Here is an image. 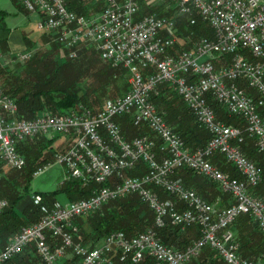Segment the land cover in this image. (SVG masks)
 Listing matches in <instances>:
<instances>
[{
    "label": "built area",
    "instance_id": "2783aa9c",
    "mask_svg": "<svg viewBox=\"0 0 264 264\" xmlns=\"http://www.w3.org/2000/svg\"><path fill=\"white\" fill-rule=\"evenodd\" d=\"M18 1L26 11L36 14V29L54 34V40L67 49L69 58H74L81 46L92 47L111 66L127 71L128 86L96 112L81 107L61 114L43 112L29 119L17 116L15 102L0 89V159L6 166H22L16 145L27 137L49 131L70 134L71 145L54 153V161L64 164L70 176L81 184L98 185L85 198L41 206L40 219L21 228L0 249V264L31 241L37 256L32 264H63L67 253L69 264H139L145 257L154 264H185L205 246L225 264H253L238 255L229 227L237 217L246 215L264 240V196L248 190L260 182L261 173L239 146L244 132L254 139L257 151L264 150V0H172L176 12L188 15V25L195 23L193 14H197L212 30L210 37L201 36L191 48L175 54L168 52L176 41L173 20L153 11L134 19L140 0H100L99 9L89 14L68 9L64 0ZM225 54L229 55L227 60L223 59ZM29 56L30 51L20 52L17 59L24 61ZM242 79L255 90V97L237 86L236 81ZM162 83L174 91L208 132L201 147L187 150L150 100ZM206 96L228 114L239 116L244 122L242 131L216 119ZM124 114L130 116L133 125L145 124L154 136L125 138L113 119ZM214 153L242 179L227 176L211 162ZM138 161L144 172L124 175ZM46 167L47 163L38 166L33 174ZM178 168L203 176L222 194H230L233 201L215 209L174 175ZM151 186L175 200L160 199ZM128 194H136L146 204L156 228L164 227L166 222L180 230L195 225L197 239L181 251L162 245L150 229L129 238L122 232L111 233L93 248L73 242V219ZM30 198L40 202L36 194ZM5 204L0 199V214Z\"/></svg>",
    "mask_w": 264,
    "mask_h": 264
},
{
    "label": "trees",
    "instance_id": "16d2710c",
    "mask_svg": "<svg viewBox=\"0 0 264 264\" xmlns=\"http://www.w3.org/2000/svg\"><path fill=\"white\" fill-rule=\"evenodd\" d=\"M64 1L68 9L77 13L87 14L89 10V6L86 4L88 0ZM156 9L157 8H148V11L157 12L158 15H167L165 12H159V10ZM4 13V11H0V17ZM193 17L195 23L192 25H188L187 20L180 19L177 16L173 18L176 30H178L177 32H180L177 34V37L179 38V36H181L185 38V40L182 41L185 43H176L174 48H190V45H192L190 44L191 40L193 41L202 35L207 37L211 36V32L202 29L200 21L195 14H193ZM23 42L25 44L23 50L29 49L32 46L35 47L36 45L35 41H31L27 38H23ZM37 43L39 46L42 45L45 47L47 45L50 48L48 47V49L44 50L34 48L35 50H32L30 56L25 59L23 63H18L8 77H5L3 66L2 64L0 65V76H2L1 85L3 86L1 89L13 99L17 108L16 114L21 118H32L42 111H47L52 114L65 113L74 110L81 104L94 111L100 106L98 103L100 97L105 92V86L111 81L117 71L123 70L121 67L111 66L108 61L101 59L98 53L90 47L81 46L77 48L76 56L74 58H69L67 56V49L56 42L54 40V34L48 31H40ZM173 51L172 48L168 52L174 54L175 52ZM1 52H8L7 38L5 36L0 38V53ZM93 52H95L97 56H94ZM168 92L173 96L172 99L167 97ZM150 100L156 107L159 101H163L165 110H159V108H157V110L163 114V117L165 116L164 119L167 124L181 137L185 147L189 151L201 147L206 142L209 137L208 132L195 121L194 116L185 107L179 97L172 93V90H170L167 84H159L156 93L151 95ZM206 100L212 108L216 119L226 124L242 127L240 117L232 114L228 115L210 96H206ZM174 102H178L177 107L180 105V111L179 109L174 111V107L172 106ZM176 113L181 115L180 123H178L179 120L177 119ZM261 115L264 116V111L261 112ZM117 121L120 123L121 131L124 136L128 139L134 135L147 134L143 128H138L136 130L131 129L130 125L125 119H122V117L118 118ZM239 146L244 154L254 160L261 170V182L256 188L259 193L260 187L262 185L264 186V151H256L258 154H253V147H247L244 141L240 143ZM215 159L216 158L212 159V161L221 171L227 169L223 167L222 164H217ZM144 170L143 164L138 161L135 163L133 169L126 171L125 175H139L142 174ZM231 170L233 172H228L229 177L241 179L240 175L235 172L233 168ZM191 173L190 170L184 168L179 170V172L177 171L175 176L179 177L185 186H187V184H190V186L193 184L195 188L200 189V193H198L199 191L195 192L206 199V197L201 194L205 189L204 186L190 181L189 175ZM28 174L29 171L24 175L21 174V177L24 176L22 178L25 179V176L27 177ZM199 179L201 178L199 177ZM202 180L209 182L206 179ZM2 183L3 182H0V189ZM210 183L213 184L212 182ZM97 186L98 185L94 182H88L83 185L79 180L72 179L63 183L58 190H53L48 193H37L42 195V203L46 204V206H50L54 201V196L58 192H62L69 200H77L89 196L91 191ZM151 188L157 192L160 198L170 197L156 186H151ZM1 191L3 192L4 189H1L0 193ZM22 197L23 196L20 195L12 197L0 214V249L10 240L11 236L18 233L20 225L27 223L32 224L40 217L39 208L34 206L31 200L24 204V206L20 203L21 201L19 200ZM19 204H21L22 207H20ZM82 219L84 218H75L72 223L76 225L77 228H81L82 225L80 224L85 222L88 231L87 229H78L75 241L89 246H92L94 242L111 232L119 231L129 238L147 229H153L162 244L173 247L176 250H183L191 241L196 239L198 235L197 230L193 229L195 230L194 236L188 237L186 233L191 231V228L186 229V231L182 233L178 228L172 227L169 224H165L162 228H155L151 211L136 194H128L110 200L104 203L98 211L92 214V216L86 217L85 221ZM248 223L255 229L250 218L246 215L237 217L231 225L232 231L236 232L238 230L239 232L241 242L238 246V253L243 258L250 254H261L264 257V240L260 237L256 229L257 240L254 239L253 235L247 232ZM30 247H25L21 254L14 256L7 264H29L32 252ZM198 257H200L199 262L195 264H225L222 259L217 256L216 252L207 246L202 248L196 258ZM146 261H148L147 258L139 264H145ZM148 264H153V262L150 261Z\"/></svg>",
    "mask_w": 264,
    "mask_h": 264
},
{
    "label": "rangeland",
    "instance_id": "374dc122",
    "mask_svg": "<svg viewBox=\"0 0 264 264\" xmlns=\"http://www.w3.org/2000/svg\"><path fill=\"white\" fill-rule=\"evenodd\" d=\"M100 0H88V2L86 3L88 6H89V10H88V14L89 13H93V12H95V11H97L98 9H99V7H100ZM139 5H138V11L133 15V18L134 19H136V18H138V17H140V16H142V15H144V14H147L148 12H152V11H148V8H157L156 10H159V12H165L167 15H163V16H166V17H168V18H171L172 20H173V22H174V17L175 16H177L178 18H180V19H184V20H187L188 19V15L187 14H183V13H178V12H176L175 10H174V8H173V1L172 0H154V1H151L150 3H144L142 0H140L139 1V3H138ZM92 8V9H91ZM0 9H2V10H4V11H6L7 12V15H6V17H4V19L2 20V18L0 17V38L1 37H3V36H5V32H7V31H5L7 28H12L13 26H17V27H19V28H23V26L24 27H26V28H33V26H35V23H36V20H37V16H36V14L35 13H33V12H28V11H26L23 7H22V5H21V3L18 1V0H0ZM157 13V12H156ZM195 16L197 17V19L200 21V26L202 27V29H205V30H207V32H212V30H211V28H210V26L206 23V22H204L203 20H201L200 19V17L197 15V14H195ZM6 26V27H5ZM6 28V29H5ZM174 28H175V30H176V26L174 25ZM178 30H176L175 32H174V36H175V45L174 46H176V43H179V44H181V43H185V42H182L183 40H185V38H183V37H181V36H179V38L177 37V34H179L180 32H177ZM35 33H39L40 34V31L39 30H37V32H35ZM203 36V35H202ZM188 37V36H187ZM201 37V36H200ZM200 37H198V38H200ZM39 38V36L37 37V39ZM198 38H196V39H194L193 41L190 39V38H187V39H190L191 40V42H190V44H192L193 45V43L195 42V41H197V39ZM38 43H36V45H35V47L34 46H32L31 48H29V49H25V50H21L20 52H25V51H30V54L32 53V50L34 49V48H36V49H41V50H44V49H48V47L49 46H45V47H43L42 45L41 46H39V45H37ZM192 45H190V48L192 47ZM89 47V46H88ZM50 48V47H49ZM90 48H92V47H90ZM93 49V48H92ZM180 49H184L183 47H181V48H174L173 47V52H175V53H177ZM35 50V49H34ZM40 50V51H41ZM94 50V49H93ZM171 50V49H170ZM95 51V50H94ZM20 52H18V53H20ZM18 53L17 52H15V53H12V52H10L9 50H8V52H1L0 53V56H1V59H0V65L2 64V66H3V71H4V75H5V77H8L10 74H11V71H13L15 68H16V65H18V63H23V61H19L18 59H17V57H18ZM174 53V54H175ZM93 55L94 56H97V54L95 53V52H93ZM229 58V55H227V54H225L224 56H223V59L224 60H227ZM106 61V60H105ZM222 61V60H221ZM217 62H219V61H217ZM148 70H152V68H148ZM4 75H3V77H4ZM127 78H128V73H127V71L125 70V69H123V70H119V71H117L116 72V74H115V76H113V78L111 79V81L105 86V88H104V94L100 97V101H99V108L98 109H96V110H92V109H90V108H88V107H86L85 105H78V107L77 108H75L74 110H72V111H76V110H78L79 108H81V107H86V108H88V109H90L92 112H96V111H98L101 107H102V105H104V103L106 102V101H108V100H110V99H112V98H114V97H116V96H119V95H121L122 93H124L125 91H126V89H127V86H128V83H127ZM1 79H2V76H0V89L1 88H3V86L1 85ZM162 84H166V83H162ZM236 84H237V86H239L244 92H246L248 95H250V96H252V97H255L256 96V93H255V90L253 89V88H251L250 86H248L247 85V83H246V81L244 80V79H242V80H238V81H236ZM170 90H172L171 88H170ZM1 91H2V89H1ZM3 92V91H2ZM4 93V92H3ZM172 93H174V91L172 90ZM6 94V93H5ZM152 94H155V93H152ZM151 94V95H152ZM175 94V93H174ZM151 97V96H150ZM167 97L169 98V99H172L173 98V96L171 95V93H169L168 92V94H167ZM159 100V99H158ZM177 103L178 102H174L173 103V107H174V111H176L177 109H179V111H180V105H178V107H177ZM164 105L165 104H163V101H159L158 103H157V107H156V109L157 108H159V110L160 109H164ZM221 107V106H220ZM222 108V107H221ZM165 110V109H164ZM224 110V109H223ZM48 113V114H51V115H53L52 113H49V112H47V111H42L41 113ZM68 112H71V111H68ZM68 112H65V113H68ZM226 112V111H225ZM227 113V112H226ZM40 114V113H39ZM58 114H61V113H58ZM228 114V113H227ZM38 115V114H37ZM228 115H231V114H228ZM233 115V114H232ZM36 116V115H35ZM236 116V115H235ZM120 117H122V119H125L126 121H127V123L130 125V128L131 129H133V130H136V129H138V128H143L146 132H147V134L149 135V136H154L153 134H152V132L150 131V129L145 125V124H138V125H133L132 124V122H131V120H130V116L129 115H127V114H124V115H116V116H114L113 117V119L117 122V124L119 125V127H120V123L117 121V119L118 118H120ZM165 117V116H164ZM239 117V116H238ZM26 119H29V118H26ZM221 121V120H220ZM241 121H242V127H238V126H236V127H238L241 131H242V129H243V127H244V122H243V120L241 119ZM223 122V121H222ZM120 131H121V127H120ZM121 134L124 136V134H123V132L121 131ZM70 135V134H69ZM61 135V134H59V133H57V132H53V131H49V132H47V133H43V134H36V135H34V136H31V137H27L26 139H24L23 141H21V142H19L17 145H16V150H17V152H18V154L21 156V158H22V160H23V164H22V166L20 167V168H10V167H8V166H6L2 161H1V159H0V182H3L2 183V186H1V189L3 190L4 189V191L2 192L1 191V193H0V199H2V200H4L5 201V203L7 204L9 201H10V199L12 198V197H14V196H16V195H20V196H23L19 201H21L20 203L21 204H23V206H24V204H26L27 202H29L30 200H31V202L34 204V206H37L38 208H39V213H40V217L42 216V212H41V210H40V207L41 206H46V204H44V203H42V195H40V194H38L37 192H41V193H48V192H50V191H53V190H58L59 188H60V186H62V184L63 183H66V181H69V180H72V179H75V178H73V177H71L70 176V174H69V172H68V170H67V168H66V166L64 165V164H61V163H57V162H55L54 161V159H53V154L54 153H56V152H62V151H64V149H61V148H59V143H60V140H61V137L63 138V137H68V138H70V137H72L71 138V142H70V144L67 146V148L71 145V143H72V141H73V136L72 135ZM135 136V135H134ZM125 137V136H124ZM131 137H133V136H131ZM130 137V138H131ZM126 138V137H125ZM129 138V139H130ZM128 139V138H127ZM243 141L244 142H246V146L247 147H249V148H252L253 147V150H252V153L253 154H258L257 152H263V151H257L256 150V148H255V146H254V139L253 138H251V137H247L245 134H244V132H243ZM240 145V144H239ZM66 148V149H67ZM65 149V150H66ZM187 149V148H186ZM188 150V149H187ZM257 151V152H256ZM243 152V151H242ZM243 154H244V152H243ZM249 160H251L255 165H256V163H255V161L254 160H252L248 155H246V154H244ZM214 158H216L215 159V162L217 163V164H222V166L223 167H226L228 170H229V173H231V172H233L231 169L233 168L230 164H228V163H226L223 159H222V157L219 155V154H217V153H214L213 155H212V157H210V161L211 162H213L212 161V159H214ZM46 163H47V167H46V169H44L41 173H39V174H36V175H34L33 174V171L39 166H42L43 164H45L46 165ZM214 163V162H213ZM226 163V164H225ZM217 166V165H216ZM257 166V165H256ZM218 167V166H217ZM232 167V168H231ZM258 167V166H257ZM259 168V167H258ZM181 169H184V168H178V169H176V171H175V173L178 171L179 172V170H181ZM234 169V168H233ZM235 170V169H234ZM259 170H260V168H259ZM28 171H29V174L27 175V177L25 176V179H23L22 177H24V176H22L21 177V174H25V173H28ZM224 172V171H223ZM235 172H237L236 170H235ZM125 173H126V171H124V175H125ZM175 173H174V175H175ZM193 173V172H192ZM190 174L189 175V178H190V181L192 182V183H197V184H199V185H203L204 186V188L207 190V191H209L210 193L212 192L213 194H216V195H219V196H223L224 195V197L226 196L227 198H228V200H229V202H232L233 201V197L230 195V194H222L221 193V191L220 190H218V188H217V186L213 183V184H211L210 182L211 181H209V180H207V181H209V182H206V181H203L202 179H205L203 176H200V175H198V174H195V173H193L194 175H197V176H199L201 179H199V177H197V176H194L193 174ZM238 173V172H237ZM260 173H261V170H260ZM239 174V173H238ZM227 176H228V174H226ZM240 175V174H239ZM262 176V175H261ZM240 177H241V175H240ZM231 178H234V177H231ZM236 179V178H235ZM241 179H242V177H241ZM260 182H261V180H260ZM260 182L255 186V187H248V190H249V192L250 193H252L253 195H256L255 193H254V191H256V188L259 186V184H260ZM187 183H190V182H187ZM187 183H185V184H187ZM25 186V187H24ZM187 186H189V187H191V188H193V190L194 191H199L198 193H200V189H197V188H195V186L193 185V184H191V186H190V184H187ZM0 189V190H1ZM260 194L261 195H256V196H259V197H263L264 196V186L262 185L261 187H260ZM258 193V194H259ZM33 194H36V195H38L39 197H40V202L37 204V203H34L33 201H32V199L30 198V196L31 195H33ZM158 195V194H157ZM28 196H29V198H28ZM170 196V195H169ZM158 197H159V195H158ZM160 198V197H159ZM72 199H74V198H72ZM160 199H174L175 200V197L174 198H172V196H170L169 198H160ZM206 200V199H205ZM54 201H57V202H59V203H61V204H64V203H66V202H68V201H72V200H69V199H67L66 198V196L62 193V192H58V193H56V195L54 196ZM53 201V202H54ZM207 201V200H206ZM52 202V203H53ZM207 202H209V203H211L210 201H207ZM228 202V203H229ZM51 203V204H52ZM105 203H107V202H105ZM227 203V204H228ZM6 204H5V207H6ZM21 204H19V206L20 207H22L21 206ZM51 204H50V206H51ZM104 204V203H103ZM103 204H102V206H103ZM212 204V206L215 208V209H222V208H220V207H218V204H217V206H216V203H211ZM227 204H226V206H227ZM50 206H46V207H50ZM101 206V207H102ZM225 206V207H226ZM4 207V208H5ZM100 207V208H101ZM99 208V209H100ZM148 208V207H147ZM177 209H179V207H176ZM224 208V207H223ZM99 209H97L96 211H98ZM95 211H93V212H91V213H89L88 215H86V216H83V217H77V218H84V219H82L83 221H85L86 220V217H90V216H92V214L94 213ZM152 213V212H151ZM153 215V214H152ZM40 217H39V219H40ZM38 219V220H39ZM237 219V218H236ZM37 220V221H38ZM251 220V219H250ZM36 221V222H37ZM73 221V220H72ZM72 221H71V223H72ZM35 223V222H34ZM251 223L254 225V227H255V229H256V226H255V224H254V222L251 220ZM33 224V223H32ZM154 224V223H153ZM166 224H169L168 222H166ZM233 224V223H232ZM231 224V225H232ZM249 224V223H248ZM248 224H247V226H248ZM27 225H30L29 223H27V224H22V225H20L18 228H19V231H20V229L21 228H23V227H25V226H27ZM80 225H82L81 226V228H77L76 227V225H74L73 223H72V226H74L75 227V229H76V232H75V234L74 235H72V240H73V242L74 243H77V244H80V245H82L83 247H85V248H93V247H95V246H97V245H99L100 244V242L102 241V239L104 238V237H102L100 240H98V241H96V242H94V244L92 245V246H89V245H83V244H81L79 241H75V236L77 235V232H78V229H82V230H86L87 229V231H88V227H87V225H86V223L85 222H82V224H80ZM170 225V224H169ZM230 225V227H229V230H230V232L233 234V238H234V240H235V242L237 243V245L239 246L240 245V236H239V232H238V230L235 232V231H232V226ZM171 226V225H170ZM173 227V226H172ZM156 228V227H155ZM177 228V227H176ZM189 228H191L192 230L191 231H189L188 233H186V234H188V237H193L194 236V231L195 230H193V229H196L197 230V228H196V226L195 225H193V226H191V227H188V228H185V229H183V230H180L179 228H178V230L180 231V232H184V231H186V229H189ZM253 226L251 225V224H249V226H248V233L250 234V235H253V237H254V239H256L257 240V235H256V230L253 228ZM150 230H153V229H150ZM18 231V232H19ZM154 231V230H153ZM116 232H119V231H116ZM155 232V231H154ZM258 232V231H257ZM45 233H46V231H45ZM111 233H114V232H111ZM111 233H109V234H111ZM109 234H107V235H109ZM197 234H198V231H197ZM15 235V234H14ZM13 235V236H14ZM106 235V236H107ZM260 235V234H259ZM13 236H11L10 237V239L13 237ZM46 242L47 243H50L51 242V240L49 239V237H48V235H46ZM187 237V238H188ZM197 237H198V235H197ZM261 237V236H260ZM262 238V237H261ZM197 239V238H196ZM196 239H194V240H196ZM193 240V241H194ZM159 242L161 243V241L159 240ZM192 242V241H191ZM162 244V243H161ZM162 245H164V244H162ZM27 246H32V247H34V243L31 241V242H29L28 244H27ZM26 246V247H27ZM164 246H166V245H164ZM4 247V246H3ZM32 247H30V249L32 250V252H31V257H30V263L29 264H32L34 261H35V259L37 258V256H36V254H35V252H34V248H32ZM166 247H169V248H171V249H173V250H175L176 251V249L175 248H173V247H170V246H166ZM206 247V246H205ZM186 248V247H185ZM184 248V249H185ZM202 248H204V247H202ZM202 248H201V250H202ZM259 248V247H258ZM183 249V250H184ZM201 250L199 251V253L201 252ZM177 251H181V250H177ZM214 251V250H213ZM22 252V251H21ZM21 252H19V253H17L16 255H18V254H21ZM215 252V251H214ZM199 253H198V255H199ZM237 253H238V250H237ZM259 253V252H258ZM16 255H14V256H16ZM197 255V256H198ZM238 255H239V253H238ZM13 256V257H14ZM196 256V257H197ZM218 256V255H217ZM240 256V255H239ZM12 257V258H13ZM192 258V260L190 261H187L186 263L187 264H191V263H197V262H199V258L200 257H198V258ZM241 257V256H240ZM11 258V259H12ZM66 258V257H65ZM64 258V263L63 264H69L71 261V259H70V256H69V253H67V258L65 259ZM145 258H147V257H145ZM144 258V259H145ZM243 258V257H242ZM143 259V260H144ZM148 259V261H146L145 262V264H148V263H150V261H152L151 259H149V258H147ZM245 259H247V260H249V261H251L253 264H264V257L261 255V254H250L249 256H247V257H245ZM10 260V259H9ZM8 260V261H9ZM143 260H142V262H143ZM7 261V262H8ZM7 262H5L6 264H7ZM153 262V261H152ZM4 263V264H5ZM123 263H129V262H123ZM123 263H121V264H123ZM185 263V264H186ZM118 264H120V263H118ZM130 264V263H129ZM154 264V263H153Z\"/></svg>",
    "mask_w": 264,
    "mask_h": 264
},
{
    "label": "crops",
    "instance_id": "0c3cea01",
    "mask_svg": "<svg viewBox=\"0 0 264 264\" xmlns=\"http://www.w3.org/2000/svg\"><path fill=\"white\" fill-rule=\"evenodd\" d=\"M0 11H4V10L0 9ZM4 12L5 13L3 15H1L2 20L7 15V12L6 11H4ZM5 31H7L4 34H5V37L7 38L8 50L10 52H12V53H15V52L18 53L23 48H25V44L23 42V38H27V39H29L31 41H35L36 43L38 41L37 37L39 36V33L38 34L35 33V32H37L36 26H33V28L32 27L31 28L30 27L29 28H26L24 26H23V28H19L17 26H13L10 29L7 28ZM176 115H177V119L179 120L178 123H180L181 122V119H180V116L181 115L179 113H176ZM71 138L72 137H70V138H68V137H63L62 138L61 137L60 143L58 144L59 145V148L65 150L67 148V146L70 144ZM228 172H229L228 169H225L224 170V173L225 174H228ZM254 193L256 195H261V194H258L257 190L254 191ZM201 194L204 197H206V199L208 201H210L211 203H216V206L218 204V207H220V208L225 207L226 204L229 202V200H228V198L226 196L224 197V195L223 196H219V195L213 194L212 192L210 193L206 189H204V191Z\"/></svg>",
    "mask_w": 264,
    "mask_h": 264
}]
</instances>
